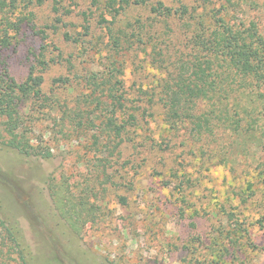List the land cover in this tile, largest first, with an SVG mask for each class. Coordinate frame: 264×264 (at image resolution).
<instances>
[{
    "label": "rangeland",
    "instance_id": "374dc122",
    "mask_svg": "<svg viewBox=\"0 0 264 264\" xmlns=\"http://www.w3.org/2000/svg\"><path fill=\"white\" fill-rule=\"evenodd\" d=\"M73 1L77 6H70L73 11L63 19L65 24L55 33L47 31L48 43L58 48L61 58L43 74L44 109H37L35 102L26 106V112L35 119L33 136L43 141L41 145L52 157H26L0 144V211L17 221L28 264H210L212 236L222 217L220 204L238 206L239 218L256 247L242 246L239 256L227 259L226 264H264V185L255 183L251 203L242 205L235 193L250 177L229 171L235 164V169L245 172L252 159L230 148L228 166L218 165L200 156V148H206L202 141L190 138L183 130L169 129L157 103L166 73L151 63L149 46L133 44L116 59L121 70L117 89L126 101L125 108L119 111L107 100L105 112L110 115L115 110L118 123L127 120L130 112L139 116L136 127L127 125L123 131L121 144L116 147L118 139L102 134L103 118L95 119L91 128L84 118L82 128L74 126L79 121L83 95L89 91L86 75L91 71L104 74L111 67L105 48L98 53L80 50V55L73 43L63 40V32L80 30L81 12L89 7L93 11L91 42L99 44L102 40L96 24L100 10L91 6L92 0ZM145 1L146 6L130 7L122 13L115 27L129 31L136 20L152 18L150 7L161 2L171 9L184 5L205 25L219 17L246 27L253 23L264 38V0H233L231 5L223 0ZM63 2L68 5L69 0ZM18 11L22 15L32 13L31 26L24 24L16 44L0 50V63L21 82L33 63L30 53L37 52L42 44L35 30L52 24L55 15L51 0ZM185 21H169L172 30H162L160 25L155 28L160 34L167 33L172 56L184 51ZM56 55L53 50L47 53L48 59ZM58 78L68 81L54 83ZM47 174L56 181L67 179L74 194L90 188L96 196L91 201L101 208L98 220L75 234L53 206L44 182ZM0 264L14 263L0 259Z\"/></svg>",
    "mask_w": 264,
    "mask_h": 264
},
{
    "label": "trees",
    "instance_id": "16d2710c",
    "mask_svg": "<svg viewBox=\"0 0 264 264\" xmlns=\"http://www.w3.org/2000/svg\"><path fill=\"white\" fill-rule=\"evenodd\" d=\"M44 1L0 0V50H8L16 44L24 24L31 26L32 13L22 15L18 9ZM223 1L227 5L233 4V0ZM51 2L55 18L49 26L35 30L42 44L37 52L30 53L33 63L26 78L17 82L8 73L6 65L0 63V144L23 156L40 160L50 159L52 153L41 145L42 140L33 136L35 119L32 113L26 112V106L35 102L37 109H44L41 105L43 74L51 63L61 58L58 48L48 43L47 31L57 32L65 24V16L72 14L70 6H77L73 0H69L68 5H64L63 0ZM91 6L100 10L96 24L101 29L99 39L105 42H91V7L81 12L80 30L74 34L65 31L62 38L73 43L80 55V50L98 53L105 48L111 69L104 74L91 71L86 75L89 91L83 95L78 123L70 125L82 128L84 118L87 127L91 128L95 119L103 118L102 134H112L111 139H118L116 147L121 144L123 131L127 125L136 127L139 116L130 112L127 120L118 123L115 110L106 114L105 105L108 100L119 111L125 108L126 101L117 89L121 70L116 59L133 44L144 43L149 46L151 63L166 73L159 85L157 103L164 111L169 129L183 130L190 138L202 141L206 148H200V156L224 167L230 162V148L242 157L248 155L252 163L245 166V172L239 167L235 169V164L229 166V171L242 178L250 177L247 185L235 195L240 204L251 203L254 184L260 182L264 185V38L256 26L250 23L246 27L219 17L210 21V27L203 20H196L184 5L171 9L157 2L149 10L152 18L138 19L130 26L131 30L126 31L115 27L117 18L130 7L146 6L145 0H92ZM184 19L187 36L184 51L172 56L167 33L160 34L156 29L158 36L155 28L160 25L162 30L171 29L169 21ZM50 50L56 51L57 55L48 59ZM67 81V78L53 80L54 83ZM92 136L97 142L95 133ZM44 182L56 212L75 234L98 220L101 208L91 201L96 196L90 188L74 194L67 179L56 181L51 174L45 175ZM220 210L222 217L217 220L211 240L210 264H226L227 259L237 258L242 246L256 248L250 240L248 227L239 218L238 206L232 208L220 204ZM14 220L0 211V246L6 249L4 252L0 249V259L28 264L21 249V233Z\"/></svg>",
    "mask_w": 264,
    "mask_h": 264
}]
</instances>
